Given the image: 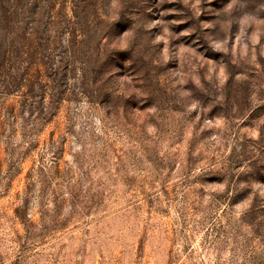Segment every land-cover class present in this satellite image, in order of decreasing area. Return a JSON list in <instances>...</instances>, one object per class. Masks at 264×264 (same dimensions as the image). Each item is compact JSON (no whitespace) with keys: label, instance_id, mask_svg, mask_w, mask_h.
<instances>
[{"label":"rangeland","instance_id":"rangeland-1","mask_svg":"<svg viewBox=\"0 0 264 264\" xmlns=\"http://www.w3.org/2000/svg\"><path fill=\"white\" fill-rule=\"evenodd\" d=\"M0 264H264V0H0Z\"/></svg>","mask_w":264,"mask_h":264}]
</instances>
